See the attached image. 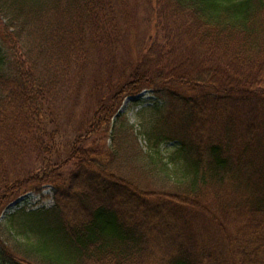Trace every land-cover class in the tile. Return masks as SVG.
<instances>
[{
  "label": "trees",
  "instance_id": "trees-1",
  "mask_svg": "<svg viewBox=\"0 0 264 264\" xmlns=\"http://www.w3.org/2000/svg\"><path fill=\"white\" fill-rule=\"evenodd\" d=\"M144 91L169 152L136 161L169 187L107 147ZM45 189L52 209L0 221L26 249L0 242V264H264V0H0V218Z\"/></svg>",
  "mask_w": 264,
  "mask_h": 264
},
{
  "label": "rangeland",
  "instance_id": "rangeland-1",
  "mask_svg": "<svg viewBox=\"0 0 264 264\" xmlns=\"http://www.w3.org/2000/svg\"><path fill=\"white\" fill-rule=\"evenodd\" d=\"M142 32L145 30L144 26H142ZM85 97H82L81 101L74 100L70 98L64 104L61 105L60 111L57 114V122L61 123L64 126L63 131L67 132H75L78 127H80V123L83 122L88 114V102H85ZM139 98L145 103L148 102L145 106H136L135 104L139 100ZM155 100V97L152 95L150 91H144L142 94L136 99L127 98L122 108L120 109V118L115 122L114 128L118 131L115 135L113 132L115 130H111L108 133L107 139V147H112L120 145L122 147L123 156L118 163L120 167H124L127 170L133 171L139 176V179L142 183L145 182L149 186L153 187H169L166 183L164 174L159 169H154L158 172V175H155L150 171H144V164L136 161V159L140 158V156H147L149 152L152 153L153 157L158 162V165L162 167L166 163V159L161 160L158 155H155V152L159 150L161 157H166L168 155L167 149H165V145H160V148L153 149V145L155 142L151 141V139L156 138L151 134H155L153 131L154 121L157 120L158 114L154 115L153 111L151 113V109H153L151 102ZM135 105V106H134ZM152 107V108H151ZM145 110V114H142V110ZM154 110V109H153ZM152 116H156V119H153ZM159 116H163L159 114ZM63 128V127H62ZM152 137V138H149ZM171 150V149H170ZM148 162V158L145 163ZM51 190L45 189L41 193L37 194L34 192L27 193L24 195L18 203H13L9 206L6 212L1 216L0 221H6V217L8 214H13L15 211H45L50 210L55 205V200L52 197ZM40 217H33L31 220V230L39 232L40 236L45 239H51V231L49 232V225L42 224L38 222ZM0 242H4L7 245V249L12 251H16L19 256H25V246L22 238L16 237L15 235H11L8 230L0 223ZM17 243V244H16ZM15 244V245H14ZM23 259V258H21ZM36 260L34 258H31ZM33 263H37L32 261Z\"/></svg>",
  "mask_w": 264,
  "mask_h": 264
}]
</instances>
